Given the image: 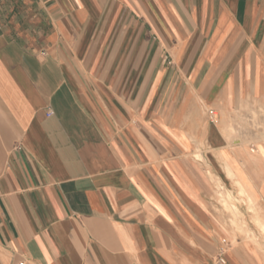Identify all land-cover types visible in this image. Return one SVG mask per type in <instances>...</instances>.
I'll return each mask as SVG.
<instances>
[{
    "label": "crops",
    "instance_id": "1",
    "mask_svg": "<svg viewBox=\"0 0 264 264\" xmlns=\"http://www.w3.org/2000/svg\"><path fill=\"white\" fill-rule=\"evenodd\" d=\"M262 111L264 0H0V264H264Z\"/></svg>",
    "mask_w": 264,
    "mask_h": 264
},
{
    "label": "rangeland",
    "instance_id": "2",
    "mask_svg": "<svg viewBox=\"0 0 264 264\" xmlns=\"http://www.w3.org/2000/svg\"><path fill=\"white\" fill-rule=\"evenodd\" d=\"M261 115H262L261 117H262L263 122H264V111L261 112ZM254 116L252 114V116L250 118H248L250 120H247V119L245 120V122L246 121L247 122L244 124L243 128L248 130V132H249V129H251V128L256 129L257 131L261 130L259 128V126H256V125L251 123V120L254 123L256 121V119L258 118V115H256L255 117ZM248 124H250V125H248ZM262 131H264V126H262ZM223 192H224L223 190H218L216 193V194H218V200H219V203L221 204V208L224 211H227L230 218L235 220L237 217L236 216L237 212L235 209V202L231 198V196L230 197L225 196V194H224L225 192L224 193ZM247 209H248V211H251V213H249L250 215H252V212L255 213L254 208L248 207ZM261 223L264 224V221L252 220L251 217H250V221H249V218L247 216H245V221L243 223H239V225H237L236 222L233 221L232 225L235 227V229H238L241 231V233H244L246 241H248L251 244L258 245L261 247V249L264 250V229L262 228Z\"/></svg>",
    "mask_w": 264,
    "mask_h": 264
},
{
    "label": "built area",
    "instance_id": "3",
    "mask_svg": "<svg viewBox=\"0 0 264 264\" xmlns=\"http://www.w3.org/2000/svg\"><path fill=\"white\" fill-rule=\"evenodd\" d=\"M51 112H48V115H50ZM225 244L226 242L223 241L222 246L219 248L218 254L216 256V263L217 264H225V259L223 256V250L225 248ZM15 264H30L29 262H27L26 260H20L18 262H16Z\"/></svg>",
    "mask_w": 264,
    "mask_h": 264
}]
</instances>
